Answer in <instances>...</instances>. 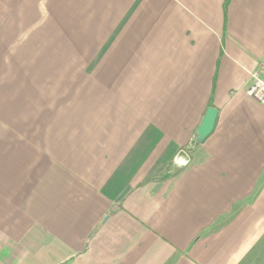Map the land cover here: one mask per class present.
<instances>
[{"label":"crops","instance_id":"1","mask_svg":"<svg viewBox=\"0 0 264 264\" xmlns=\"http://www.w3.org/2000/svg\"><path fill=\"white\" fill-rule=\"evenodd\" d=\"M263 63L264 0H0V264H264Z\"/></svg>","mask_w":264,"mask_h":264},{"label":"water","instance_id":"2","mask_svg":"<svg viewBox=\"0 0 264 264\" xmlns=\"http://www.w3.org/2000/svg\"><path fill=\"white\" fill-rule=\"evenodd\" d=\"M218 114L219 112L216 108L210 107L208 109L202 121V124L200 125L197 131V135L193 140V143L196 147L202 145L208 139V137L213 133L216 126ZM178 158L181 159L183 162L188 160V156L186 155L185 152H180ZM128 191L129 188H127L124 191V193L119 197V200H121Z\"/></svg>","mask_w":264,"mask_h":264},{"label":"built area","instance_id":"3","mask_svg":"<svg viewBox=\"0 0 264 264\" xmlns=\"http://www.w3.org/2000/svg\"><path fill=\"white\" fill-rule=\"evenodd\" d=\"M264 63L251 73L252 84L247 89V95L255 101L264 104Z\"/></svg>","mask_w":264,"mask_h":264}]
</instances>
